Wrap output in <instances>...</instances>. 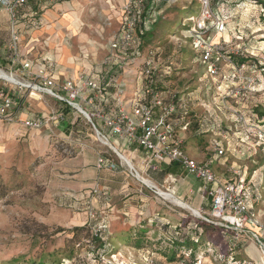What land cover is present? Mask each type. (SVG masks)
<instances>
[{
    "label": "rangeland",
    "instance_id": "obj_1",
    "mask_svg": "<svg viewBox=\"0 0 264 264\" xmlns=\"http://www.w3.org/2000/svg\"><path fill=\"white\" fill-rule=\"evenodd\" d=\"M97 2L90 1L91 8H94L86 12L90 16L81 11L91 26H85L79 32L93 39L98 37L102 40L104 37L108 43L116 33L117 23L114 17H110L111 12L106 14L101 9L99 12L96 10ZM157 2V12L152 14L157 20L148 29L149 37L142 42L139 61H143L152 49L159 52L154 61L158 68L169 62L175 64V72L169 78H162L158 87L164 91L165 100L175 102L179 108L174 122L176 133L184 138V149L198 162H207L211 158L216 168L255 169L264 183V11L252 18L255 12L252 6L264 9V2L211 1L214 12L225 21L226 29L225 36L211 32L210 41L224 40L229 49L225 60L219 64V74L212 79L191 44L193 25L187 18L198 16L199 1ZM69 37H66V42L73 45L71 41L74 39ZM139 61L135 62V66ZM5 63L10 68L3 71L14 76L18 83H3L11 92L21 90L25 101L23 107L32 105L31 109L38 110L35 113L43 112L44 116L60 113L55 110L59 103H63L40 93L30 94L31 90L25 86L31 81L27 71L22 69L24 74H15V67L21 66V61L11 59ZM240 64L244 67L237 77L224 78L233 74V66ZM132 68L125 70L129 80L137 76ZM121 89L124 111L130 114L132 96L127 93L125 84H121ZM66 109L73 112L69 116L76 118L72 125L74 130L66 132L68 140L59 139L69 148L68 153H63L61 147L50 139H44V133L40 134L42 140L34 146L18 143L6 135L8 126L2 125L0 264H33L43 255L45 264H180L197 259H201L202 264L234 262L227 257L233 253L230 249H236L232 231L225 232L218 226L212 225L221 229V237L215 230L210 232L209 240L203 238L195 254L192 253L194 249L190 251L162 240L155 231L160 228L166 232L164 229L168 225L165 222L179 224L178 239L185 237L188 241H191L195 225L199 227L202 222L210 223L201 218L202 214L194 215L190 209L161 196L157 190L171 193L151 182L146 176L148 171L137 170L131 156L120 150L119 153L130 160L138 174L155 188L144 185L134 171L111 151L110 145L118 147L122 140L113 138L109 139V144L102 143L82 115ZM182 112H185L183 119L187 130L181 129ZM77 134L79 140H75ZM51 136L49 138H54ZM216 149H221L223 154L219 155ZM100 156L109 158L117 167L97 169L96 162ZM156 200L162 203L166 214L156 215ZM141 214H149L152 221L148 222L147 217L144 219ZM91 220L96 221L92 223ZM142 221L149 226L148 231L141 232L137 228ZM76 227L84 229L73 234L72 229ZM86 228L94 236L109 229L112 234L107 242L111 247L103 251L97 243H89L84 239ZM73 235H77L75 239H72ZM166 235L169 237L167 232ZM179 240L173 241L176 243ZM74 241L80 243L74 246ZM73 246L75 252L69 259L58 251ZM236 251L233 258L238 256ZM260 258L264 259V254Z\"/></svg>",
    "mask_w": 264,
    "mask_h": 264
},
{
    "label": "built area",
    "instance_id": "obj_2",
    "mask_svg": "<svg viewBox=\"0 0 264 264\" xmlns=\"http://www.w3.org/2000/svg\"><path fill=\"white\" fill-rule=\"evenodd\" d=\"M56 1L47 0L48 3ZM143 1L128 0L123 5V26L114 40L110 42V54L105 60L106 64H111L117 57L122 60L128 57L129 50L135 42L133 33L138 21L134 6L143 3ZM198 1L200 11L191 30L190 38L199 50L201 63L205 65L207 75L212 79L219 74V64L225 60L229 49L228 43L224 40L211 42L210 33L215 32L221 35L225 31V23L214 12L211 5L212 0ZM26 3L27 0H0V7L7 11L10 18L8 50L9 57L13 60L19 58V37L16 32L18 12L25 7ZM21 66L30 76L31 81L25 85L31 90L30 94H43L75 110L89 123L98 139L104 144H109V139L118 138L122 140L123 148L129 149L132 146L140 148L145 154L141 162L145 168L154 169L151 166L154 162L179 165L188 175L203 182L207 194L211 198L210 214L207 217L201 216V218L214 226L221 227L225 232L230 230L245 232L246 226L250 225L257 230L250 232V236L262 249L264 248L261 240L264 237V224L252 215L246 203L245 174L238 175V173L235 179L229 180L223 185L217 184L212 169L208 165L191 158L181 148L182 138L176 133V124L172 117L177 114L179 108L175 102H167L163 94L154 88L151 76L157 71V66L152 58L145 62L141 70L143 77L150 78L143 92L144 97L135 98L131 102V113L128 114L124 111L121 101L123 91L121 85L118 84L114 94L117 110L112 117L106 116L95 107V101L103 98V89L89 75H80L75 80H58L43 69L30 74L28 62ZM243 67V64L233 66V74L224 76V78L237 77ZM0 80L9 83L7 79L1 76ZM13 103L12 97L0 91V124L6 126L16 124L28 130H40L51 126L53 123H58L62 119L61 113L36 119H21L12 111ZM186 128L187 123H184L181 129ZM110 147L111 151L119 156V150L112 144ZM217 153L221 155L223 151L218 149ZM96 167L97 169H114L117 166L113 161L100 156L97 159ZM132 170L137 174L134 168ZM180 264L189 263L181 262ZM190 264H202V261L197 259Z\"/></svg>",
    "mask_w": 264,
    "mask_h": 264
},
{
    "label": "crops",
    "instance_id": "obj_3",
    "mask_svg": "<svg viewBox=\"0 0 264 264\" xmlns=\"http://www.w3.org/2000/svg\"><path fill=\"white\" fill-rule=\"evenodd\" d=\"M90 1L91 0H58L54 3H29L26 8L21 10V14L23 15L22 17L26 18L25 20L27 21L22 23L19 28L18 44L20 45V48L18 60L21 61L22 64L26 62L29 63L30 74L38 72L39 69H43L50 73L54 79L58 80H75L80 75H89L97 82L102 81V83H105L106 79L103 78L109 73V76H112L113 73H116L118 70L116 77H114V82L116 84L120 83V85L122 83L125 84L127 93L132 96V101L135 99L134 92L138 89V82H134L133 79L129 80L128 78H123L122 73L125 74L126 70L125 63L120 62L122 59H119V57L114 59L111 64L105 63L106 58L110 54V42L114 40L116 35L122 29L124 22L122 7L128 0H98L97 2L98 8H96V10L99 12V9H101L102 12L106 14H110L111 12L112 14H110V17H114L117 23L116 33L113 34L108 43L107 39H104V37L102 40L98 37L93 39L88 37L87 34L80 33L81 28L85 26L86 28H89L91 26L89 19L83 15L84 12L87 14L86 12H88V9L89 11L94 10V8H91L92 4ZM260 1L264 2V0ZM253 7L255 12L252 13V18L255 16L257 17V13L259 14L264 11V9L259 8L256 5L252 6V8ZM81 11H83V13ZM87 15L90 16L91 14ZM196 18H191V21H188L194 25ZM9 23L10 18L7 11L0 7L1 70L10 68V66L4 61V58H6L5 55L7 52L9 53ZM224 33L225 31L222 34L224 35ZM67 36H70V40L74 39L71 41L73 45H69L66 42ZM77 46L79 47L77 48ZM118 63H120V65L116 66ZM121 69H123L122 72ZM21 70V66H17L15 67L14 72L15 74L22 75L24 72ZM112 70L114 71L113 73ZM0 88H2L1 81ZM3 89L8 93H11L10 88L4 87ZM12 93L15 96V98L12 97L14 100L12 111L15 112L21 119L24 117L36 119L45 115L43 112L41 114L35 113V111L38 110L31 109L32 105L27 108L23 107V105H25V101L22 99L23 95L20 89L14 90ZM113 105V103L111 105L109 102L105 105V112L107 114L114 111L115 108ZM65 109V105L59 103L57 110H55H63L68 116L59 124L53 123L49 127H44L36 131L28 130L15 124L8 126V132L7 134H4L9 135L13 140L18 141V143H23L29 146H34L38 141L40 142L42 140L40 135L41 133H44V139H49V136L55 135L61 140L64 138L65 140L63 141H66L68 137L66 136V132L74 130L75 127L72 125L76 121V118L75 116H69L73 112L71 113V111ZM2 131L3 126L0 124V135L3 133ZM6 135H2V137ZM177 135L181 137L178 132ZM79 137L80 136L77 134L75 140H79ZM116 148L119 151L121 150V152H127L129 156H131V160L135 161L137 170L141 172L148 171L146 174L147 178L155 185L169 191L171 193L169 195L172 198L185 204L190 208V210H195L203 216H209L211 210V198L208 196L203 182L194 179L191 175H187L184 169L176 164L154 162L151 165L154 169L145 168L141 164L145 154L140 148H136V146L126 149L123 148L122 144H120ZM184 151L186 152L185 149ZM200 163H204L212 169L215 175L216 183L220 185L225 184L229 180L235 179L236 174L239 173L238 175H240L244 173L246 177L247 206L252 215L260 223L264 224V183L257 170L253 169V171H247L246 169H242L241 171L233 166H229L226 169L216 168L211 158L208 159L207 162ZM134 170L137 172L135 168ZM155 207L156 214H166L163 212L162 203L158 200L155 202ZM141 215H143L144 218L146 217L145 214ZM246 227L247 229H245V232L231 230L233 234L232 241L234 244L236 243L235 251L238 250V261L235 263L264 264V259L260 258L261 254H264V249H262V247L250 236V232H256L257 230L250 225H247ZM251 238L254 241L251 240ZM261 240L264 245V237ZM235 251L234 253L237 252Z\"/></svg>",
    "mask_w": 264,
    "mask_h": 264
},
{
    "label": "trees",
    "instance_id": "obj_4",
    "mask_svg": "<svg viewBox=\"0 0 264 264\" xmlns=\"http://www.w3.org/2000/svg\"><path fill=\"white\" fill-rule=\"evenodd\" d=\"M31 2L32 3H34V2H47V0H27V3L25 5V7L21 8L19 10V12H18V22L16 23V32H17V34L19 33L20 25L22 23H25V21H27V20H25L26 18H23L22 17L23 15L21 14L22 13L21 10L24 9V8H26L29 5V3H31ZM157 3H158L157 0H144L143 3L134 6V10H135L136 15H137V18H138L137 26H136V29L134 30V33H133L135 42H134L133 47L129 50L128 57H126L124 60H120V62H123V63L125 62V60L126 61L128 60V62H126V64H125V67L128 68V69L133 67L132 69H134L135 72H136V75L137 76L133 79V81L134 82H138V89L135 90V92H134V96H135L134 98H138V99H141V98L144 97V93L143 92L145 90V86L147 85V83L149 82V79H150L148 77H143L144 75L143 76L141 75L142 67L144 66L145 62L148 59H150V58H152L154 61L157 60V56L159 54V52H153L152 49H150L148 51V53H146L145 58L143 59V61H139V56H140L141 50L143 48L142 47V42L143 41H146V39L149 37L150 33L148 32V29L157 20V19H153V17H152V14L153 13L155 14V11L157 12V9H158V4ZM260 3L263 4V2H260ZM216 14L222 19L221 15L219 13H216ZM187 20L191 21V18H187ZM191 44H192V48H193L194 53L196 54V56L199 57V60L201 62V57H200L199 50L192 43V41H191ZM150 52H152V53L150 54ZM9 55L10 54L7 52V54L5 55L6 58H4V61L5 62L11 60L9 58ZM137 61H139V62L135 66V62H137ZM241 61H245V59H242ZM123 63H121V64H123ZM118 65H120V63H118ZM164 65L165 66H163L161 68L160 67L158 68V66H157V71L154 72L152 74V76H151V79L153 80V86H154V88L156 90H158L162 94H164V91H162L161 89H159V87H158L159 81L162 78L163 79H166V78L171 77L172 76V73L175 72V69H176V66H175V64L173 62H169V63L164 64ZM122 70L123 69H121V72H122ZM113 72L114 71L112 70V73ZM109 74L103 78V79H106V82L105 83H102V81L98 82L99 85H100V87L103 89V98L98 99V100L95 101V107H97L98 109H100L106 116L112 117L115 114V111L117 110V103H116V100L114 98V94L116 92V88L115 87L118 84H120V83H117L116 84L114 82V77H116V73H113V75L111 74L112 76H109ZM122 76H123V78L127 79L126 73L125 74L122 73ZM1 84H2V88H0V91H3L5 94H7L10 97H13L12 96L13 95L12 92L11 93H8L6 90L3 89L4 87H7L6 85H4L3 81L1 82ZM110 89H112V90H110ZM163 97H164V95H163ZM108 102L111 105L113 103L114 104L113 106L115 108L114 111L112 113H110V114H107L105 112V105ZM131 102H133V100ZM178 104L182 105L181 102H178ZM184 105H185V103H184ZM65 107L66 108H69L66 105H65ZM60 113L62 114V119H61L60 122H62L68 116H67V113L65 111H63V110H60ZM183 115H185V112H182V116H181L182 119H183ZM175 116L177 117V114H175V115L172 116L173 119L176 118ZM184 123H186V122L183 119L182 122H180V125L182 126ZM185 130H187V128ZM33 131H36V130H33ZM176 131H177V128H176ZM51 137H54V138H49V139L53 143L57 144L56 146H58V147L60 146L61 147V151L63 153H68L69 152V148L67 146H65V144L63 142H61L59 140V137H56V136H51ZM120 144H121V142L119 143V145ZM181 148L184 150V140H183V138H182V142H181ZM107 159L109 161H112L109 158H107ZM210 209H211V206H210ZM148 215L145 214L146 217H150V218H147V220H149L148 222H151L152 221L151 216L150 215L148 216ZM161 215H159V216H161ZM156 217H155V219H156ZM206 217H207V215H206ZM150 219H151V221H150ZM95 221L96 220H91L92 223H94ZM165 223L168 226H167V228L165 227L164 230H166V232L169 235V237L166 235V232H163L162 229L159 228L155 232L160 235V238L162 240L170 241L172 244H174L177 247H186L190 251L191 250L193 251V249H194V252H192L194 254L196 252V249H197V246H198L199 242L203 238L209 240V234H210V232H212V231L215 230L216 234H218L219 237H221V235H222L220 228L218 230L216 227H213L212 224H207L205 222H202L201 226H199V227H197V225H195V228L193 229V232H191L193 234L192 237H191V241H188L187 238H185V237L184 238H181L179 240L178 239V235H179V232L181 230L179 228L180 225L179 224H174V223L173 224H168V222H165ZM134 227L136 228V225ZM148 227L149 226L145 223V221H142V222L139 223V225H138L137 228L141 232H143V231L145 232L146 230L148 231ZM83 229L84 228H78V227H76V228H73L72 229V232H73V234L79 233L80 231H83ZM86 229H87V231H86V236L84 237V239H86L87 241H89V243L90 242L97 243L98 246L101 247V250H103V251H105V249H107L106 247L110 246L108 244V242H107L108 241V237H110L109 235L112 234L109 231V229L106 228V230H103L102 233H100L99 235L98 234H95V236L90 234L89 228H86ZM129 230H131V228H129ZM76 236L77 235H73V238L72 239H75ZM173 240H176V241L179 240V241L176 242V243H174ZM79 241L78 242L74 241V246L81 242V241L80 242ZM229 244H228V247L231 248L232 247V244L231 243H229ZM74 246L71 247V248H69L68 250H65V248H64V249L58 250V251L62 255H64L66 258L69 259V258L72 257L73 253L75 252ZM230 251H232L233 253H231L230 255L228 254L227 257H229L230 261L233 260L234 261L233 263H235L236 261H238V256L235 255L234 258H233L234 249H230ZM44 257H45V255H43L40 258H38V261L37 262L34 261L32 263L33 264H45ZM190 263H192V262H189V264Z\"/></svg>",
    "mask_w": 264,
    "mask_h": 264
},
{
    "label": "bare ground",
    "instance_id": "obj_5",
    "mask_svg": "<svg viewBox=\"0 0 264 264\" xmlns=\"http://www.w3.org/2000/svg\"><path fill=\"white\" fill-rule=\"evenodd\" d=\"M0 76L3 77V78H5V79H7V80H8L9 82H11V83H17V80L14 78V76L9 75V74H7L6 72H3V71H1V70H0ZM118 157L120 158V160H122V161L127 165V167H128L129 169L132 170L133 166H132L131 162L128 160V158H126L125 156H123V155H121V154H119ZM135 175L137 176V178H138L140 181H142V183H143L144 185H146V186H148V187H151V188H154V186L152 185V183H151L149 180L142 178L141 176H139L138 173L135 174ZM157 191H158V193H159L161 196H163L164 198L172 200L174 203H176L177 205H179V206H181V207H183V208L190 209V208H189L188 206H186L185 204H183V203H181V202L175 200L174 198H172L167 192H162L161 190H157ZM191 211L193 212L194 215L200 216V214H199L197 211H195V210H191Z\"/></svg>",
    "mask_w": 264,
    "mask_h": 264
}]
</instances>
